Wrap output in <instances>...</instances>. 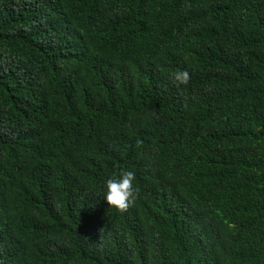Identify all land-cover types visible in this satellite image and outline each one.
<instances>
[{
    "label": "trees",
    "instance_id": "16d2710c",
    "mask_svg": "<svg viewBox=\"0 0 264 264\" xmlns=\"http://www.w3.org/2000/svg\"><path fill=\"white\" fill-rule=\"evenodd\" d=\"M0 264H264V0H0Z\"/></svg>",
    "mask_w": 264,
    "mask_h": 264
},
{
    "label": "clouds",
    "instance_id": "9594fccd",
    "mask_svg": "<svg viewBox=\"0 0 264 264\" xmlns=\"http://www.w3.org/2000/svg\"><path fill=\"white\" fill-rule=\"evenodd\" d=\"M188 79L189 74L183 70L172 74V80L177 86L187 84ZM133 180L134 173L131 171H121L105 180L104 200L110 208L123 211L133 203L135 199Z\"/></svg>",
    "mask_w": 264,
    "mask_h": 264
}]
</instances>
